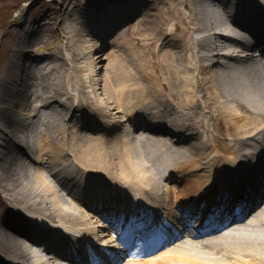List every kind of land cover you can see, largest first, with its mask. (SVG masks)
<instances>
[{
    "label": "bare ground",
    "instance_id": "6f19581e",
    "mask_svg": "<svg viewBox=\"0 0 264 264\" xmlns=\"http://www.w3.org/2000/svg\"><path fill=\"white\" fill-rule=\"evenodd\" d=\"M103 1L74 6L63 0L46 13V22L31 23L22 14L9 31L7 60L0 67V123L8 128L0 144V207L10 212L0 215V264H58L42 250L34 252L33 262L24 239L34 245L36 233L31 235L24 210L77 236L99 238L85 204L131 209L137 197L151 202L160 191L173 210L184 201L217 200L249 185L255 192L247 193L250 200L258 197L264 165L258 164L259 172L244 167L237 178L232 169L243 166L257 144L264 147L258 137L264 133V66L253 68L250 55L234 50L225 57L224 46L239 42L223 31L227 21H244L264 44V0H238L231 17L210 14L206 0H167L165 15L158 10L167 3L151 0L157 12L146 17L139 14L143 6L131 11L139 0ZM230 1L221 0L225 7ZM103 60H109L105 68ZM143 111L151 135L137 138L129 128ZM59 173L84 193L81 200ZM101 183L105 197L94 194ZM263 205L234 231L191 244L197 250L211 245L217 254L215 244L230 238L234 255L196 258L186 245L130 264H264ZM54 235L45 231L42 238ZM64 245L62 253L72 247ZM80 246L73 242L83 256Z\"/></svg>",
    "mask_w": 264,
    "mask_h": 264
},
{
    "label": "rangeland",
    "instance_id": "374dc122",
    "mask_svg": "<svg viewBox=\"0 0 264 264\" xmlns=\"http://www.w3.org/2000/svg\"><path fill=\"white\" fill-rule=\"evenodd\" d=\"M61 1H63V0H0V67L1 68L5 65L4 63L7 60L6 58H4V56L6 54L5 52L7 50V45L11 41V38H12V33H10L9 31L11 29H12L11 31H13L14 27H17L18 24H14V22L17 23L18 15L23 14L25 16V18L29 19V21L31 23L34 22L35 20L39 21L42 18L44 19L43 21H47L49 19L45 20L46 18H44L46 13H49V12L51 13L54 8L59 7V5H56V3L57 2L59 3ZM70 1H72V5H74V6H78V4H80L81 2L86 3V0H69V2ZM94 1L95 0H92L91 3L93 4ZM100 1H103V0H100ZM122 1H124V0H116L114 3L122 2ZM159 1H161L163 3L164 2L167 3L166 5L165 4L162 5L161 11L158 10V12L161 15L162 14L165 15V12L167 11V9L169 7V3L167 2V0H159ZM168 1L171 2V4L173 3V0H168ZM103 2H105V1H103ZM124 3H128V1L125 0ZM138 3L139 4L135 5V7L132 6V10H134L133 8L141 9L139 7V5L143 6L142 11L141 12L139 11V14H142V17H143V15H144V17H146V15H148L147 13L153 14L154 12H157V10H156V8L158 6L157 3H153L151 0L147 1V3H146L147 6L143 3V0H139ZM182 12L184 14H186V12H187V9L184 7V5L182 6ZM177 21H179V19L174 20L173 22L176 23ZM185 21H186V23H188V19ZM124 24H125V22H124ZM124 24H122V25H124ZM144 27H145V25L143 26V28ZM126 28L127 27H125V29ZM36 29H34V30H36ZM171 29H173V28H171ZM17 32L18 31L16 30V34H17ZM112 33H111V35H112ZM18 34L21 35L22 33L18 32ZM201 35L202 34L195 35V36H193V39L198 38ZM168 38H171V36H168ZM175 38L176 39L179 38V35H177V37H175ZM123 41L124 40H120L119 43L123 44ZM34 48L35 47H32L31 49H34ZM169 48H171V47H167L168 50H173V49H169ZM116 50H120V48H116ZM103 52H102V54H104ZM109 52H111V50ZM118 53H119V51H118ZM105 54H107V53H105ZM107 64H109V60H106V61L103 60L102 64H100V65L101 66L103 65V68H105L107 66ZM195 98H196V100H199L198 97H195ZM146 113L148 115V111H146ZM120 116L121 117L119 118V120H121L123 118L122 115H120ZM151 116H152V114H151ZM105 121H107V120H105ZM101 123L104 124V122H101ZM104 126H106V125H104ZM123 128L124 127H122V125H121L120 130H122ZM132 128L133 127H130L129 129H132ZM159 185H161V183ZM96 219L97 218L94 217L93 221H97ZM98 225H99V222L97 221V223L94 225L95 231H98L99 229H101L100 227L99 228L97 227ZM229 242H230V238L225 243H220L219 245L215 244V245H217L218 248H220L219 253H217V254L215 253V251H218V250L212 248L211 245L208 248H206V247L203 249L198 248L201 250H197V249H195L196 247H193L191 245H189L190 247H187V248H191L193 250L190 254H192V256H195V254H196V258L203 257V258H207V260H219L222 258L223 252H226V254H228V255H230V254L234 255V252H231L232 249L230 250V248L228 247ZM186 245L187 244H184L182 246H186ZM179 248H181V246L176 248V249H179ZM194 250H197V251H194ZM36 251L39 252L38 250H36ZM124 264H128V263L126 262Z\"/></svg>",
    "mask_w": 264,
    "mask_h": 264
},
{
    "label": "snow or ice",
    "instance_id": "6c2138e0",
    "mask_svg": "<svg viewBox=\"0 0 264 264\" xmlns=\"http://www.w3.org/2000/svg\"><path fill=\"white\" fill-rule=\"evenodd\" d=\"M86 180H87V178H86ZM94 194L97 196H100V197H105V196L109 195V193H108V191L105 188L103 183H101L95 187ZM37 227H40V226L37 225Z\"/></svg>",
    "mask_w": 264,
    "mask_h": 264
}]
</instances>
